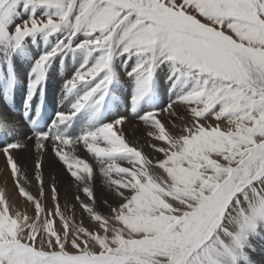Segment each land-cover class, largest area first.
Returning a JSON list of instances; mask_svg holds the SVG:
<instances>
[{"label":"snow or ice","instance_id":"6c2138e0","mask_svg":"<svg viewBox=\"0 0 264 264\" xmlns=\"http://www.w3.org/2000/svg\"><path fill=\"white\" fill-rule=\"evenodd\" d=\"M41 42L21 116L12 58ZM70 58V108L41 127L49 72ZM117 61L151 154L119 111ZM0 63L15 180L0 191V264H264V0H0ZM30 149L36 194L20 161ZM49 149L69 180L63 206ZM81 151L99 164V199Z\"/></svg>","mask_w":264,"mask_h":264},{"label":"bare ground","instance_id":"6f19581e","mask_svg":"<svg viewBox=\"0 0 264 264\" xmlns=\"http://www.w3.org/2000/svg\"><path fill=\"white\" fill-rule=\"evenodd\" d=\"M19 22V21H17ZM53 42H55V38H53ZM44 46H43V42L40 43L39 47L36 48H32L31 52L33 53V55L38 56L39 53L41 51H43ZM34 50H39V51H34ZM16 59H18V55L14 56ZM19 60V59H18ZM13 66L16 67L14 68L15 70V88L12 92V96H11V102L15 105L18 106V110L21 113V109L24 107L23 105V97L26 95L27 93V85L18 82L17 81V76L19 78H23L25 77V75L27 74L22 66H18L17 64L13 63ZM78 66L77 64H73L72 59L70 58L67 62L66 65H60L57 62H54L53 68L50 70L49 72V78H51L53 80L54 83L56 84H63V81L65 78H67V76L74 71V68ZM0 68L3 70L2 66L0 65ZM117 70L120 73L121 76V83L122 85L119 87V92L121 90H124V88L126 89L127 85H130V79L128 78V76L126 75V72L124 70V68L120 67V61H117ZM130 70V67H129ZM9 71V70H8ZM28 71V70H27ZM58 72H60V76H58ZM17 75V76H16ZM7 77H8V72H2L0 71V103H3V92L5 90V88L7 87ZM160 78V77H159ZM162 81V80H161ZM163 82V81H162ZM60 87V85L57 86V89ZM47 85H46V89H45V93L43 96V102L46 103V110H45V124L50 122L52 117L55 115L56 111H66L68 110L70 107L67 105L68 103H70L69 101L63 100V96L61 97V99H56V98H52L49 94V92L47 91ZM166 90V89H165ZM166 99V98H165ZM41 102V96L40 93L37 92V94L33 97L32 99V108H33V113L35 111V106L37 104H39ZM122 112V111H120ZM123 113V112H122ZM127 113V112H125ZM129 115L130 118V122L127 124V128L129 130V136L131 140L137 141L138 140V134L141 132V135H143L142 130L138 127L139 124H134L133 122V118L132 116L127 113ZM17 119H21V116H17ZM25 124V130H27V124L24 122ZM135 125V126H134ZM142 126V125H141ZM145 132V130H144ZM148 141V140H145ZM145 151V148H143ZM85 152V151H84ZM35 156V152L32 151L31 149L27 152H22L20 153V161H21V165L24 169V171L27 173V178L28 181L31 184V180H29L30 178H35V173L32 171V167H33V159ZM44 159V158H43ZM84 159L87 160V162L92 165L94 167V171L95 174L97 172H99V164L97 163V161L93 158H91V154H88V157H84ZM44 174H45V178L46 180L49 179L52 176H59V194H60V203L61 206L64 205L65 203V194H66V190H69V180L67 175L61 170V171H57L58 174H54V171L51 169V167L48 165V162L46 159H44ZM126 166V163H125ZM95 185H96V192H97V197L98 199L101 198V193L104 191L103 186H102V179L101 180H95ZM2 187V184L0 182V188ZM31 187H35L34 185L31 184ZM38 188V187H37ZM37 188L35 193H37ZM76 190L74 188H72L70 190V192H75ZM45 193L48 194L49 196V200H50V191L48 189V187H45ZM69 200L71 201V194L69 193ZM45 203H47V201H45ZM77 216L79 218V208H77Z\"/></svg>","mask_w":264,"mask_h":264},{"label":"rangeland","instance_id":"374dc122","mask_svg":"<svg viewBox=\"0 0 264 264\" xmlns=\"http://www.w3.org/2000/svg\"><path fill=\"white\" fill-rule=\"evenodd\" d=\"M43 46L45 47V45L43 44ZM34 51H39V50H34ZM19 60L16 59L15 57L12 58V64L15 63L17 64L18 66H22L23 70L27 73L25 75V77H23L22 79L19 78L17 75V81L18 82H21L25 85H27V82H28V73L29 71L31 70V67H32V64L34 63V59L36 57V55H32L31 58H22L20 56H18ZM0 65L2 66L3 70L0 68V71L2 72H8V66L7 64H3V63H0ZM17 67V66H16ZM14 67V68H16ZM78 67V66H77ZM28 70V71H27ZM166 69L164 70V72H162L160 74V78H158L157 80V90L158 92L164 97V98H167V91L165 89H167V85L165 83V74H166ZM16 73V72H15ZM58 76H60V72H58ZM163 82H162V81ZM64 82V81H63ZM60 85V87L57 89V86ZM63 85V84H62ZM122 85L121 81H120V86ZM119 86V87H120ZM131 86H132V81L130 80V85H127L126 89L124 88V90H121L119 92H117V95L120 97L122 103L120 104V107H119V111H122L123 113L127 112L129 113L131 116H132V113H131V105H130V102H129V94H130V91H131ZM47 91L49 92L50 96L52 98H56V99H61V97L63 96L62 94V87H61V84H56L53 82V80L51 78H48V81H47ZM69 107H70V103L67 104ZM24 108V107H23ZM133 118V122L135 125L136 124H139L135 118L132 116ZM82 123V121H81ZM134 125V126H135ZM142 124H139V128L142 130L143 132V135H141V132L137 135L138 136V140L137 142L141 145H143V148H145V153L146 154H151L152 153V149L150 148L149 146V143L148 141H145V140H148V138L146 137V134L144 132L145 128ZM81 125L78 124L77 125V129L80 127ZM144 150V149H143ZM80 155L82 158L84 157H88V154L84 151H81L80 152ZM44 159L47 160L48 162V165L51 167V169L54 171V174H58L57 171H61L62 170V165H60L56 160H55V157L53 156L51 150L49 149V151L46 153V155L44 156ZM126 163V162H125ZM63 171V170H62ZM96 180H101L102 179V176L99 172H97L96 174ZM29 180H31V184L34 185L35 187H30V190L34 193L36 191V188L38 187V185L36 184V181H35V178H30ZM0 182L2 184V187L0 188V191H11L14 187V184H15V180L14 178L11 176V173H10V169H5V157L2 153H0ZM51 200H48L47 203H50Z\"/></svg>","mask_w":264,"mask_h":264}]
</instances>
